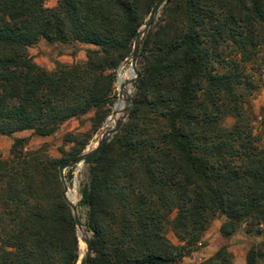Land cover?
Returning <instances> with one entry per match:
<instances>
[{
    "label": "trees",
    "instance_id": "16d2710c",
    "mask_svg": "<svg viewBox=\"0 0 264 264\" xmlns=\"http://www.w3.org/2000/svg\"><path fill=\"white\" fill-rule=\"evenodd\" d=\"M45 1L0 0V136L50 137L90 113L104 122L116 70L158 2ZM40 40L94 49L48 72L29 53ZM138 64L127 121L90 162L87 264H184L218 216L224 238L245 229L262 239L247 264H264V145L251 104L264 71V0H167ZM68 140L79 148L68 159L26 153L25 138L0 157V264L78 263L60 167L86 144ZM232 260L222 249L206 264Z\"/></svg>",
    "mask_w": 264,
    "mask_h": 264
},
{
    "label": "rangeland",
    "instance_id": "374dc122",
    "mask_svg": "<svg viewBox=\"0 0 264 264\" xmlns=\"http://www.w3.org/2000/svg\"><path fill=\"white\" fill-rule=\"evenodd\" d=\"M58 4V0L45 1L46 8H54L57 7ZM160 17L161 12L155 22H158ZM147 19L148 18H146V21ZM146 21L144 22V25ZM143 27L144 26L140 28L139 32L141 31V29H143ZM135 41L131 44L132 52L134 49ZM89 49H94V47L83 44H52L45 40H40L35 46L29 49V53L38 66L48 72H54L59 65L72 66L78 63L85 62L86 52ZM132 61L133 57L131 53L130 57L126 61H124L116 70V83L114 93L117 96V100L113 107H111V113L104 122L100 123L97 115L95 113H90L79 120L72 119L66 122L56 134L50 137H39L36 136L32 131L16 133L12 137L0 136V157L3 160H9L11 158V152L14 142L16 139L20 138L28 139V143L26 144L24 150L26 153L43 151L53 159H68L76 150H79V148L74 143L68 142V137L70 135L77 138L81 144H86L85 149L81 152L79 157L90 152L91 149L97 147L102 137H105V135L108 134L109 131L113 130L117 123L116 122L114 127L107 131L106 125L108 124V121L116 115L115 105L120 98L118 87V78L120 71L127 72L128 70H130L132 68ZM137 70L139 72V64H137ZM259 77L260 75L257 76V79H261L260 88L251 98V104L254 116H256L257 118L255 124L256 132L262 136L264 145V71L262 72V77ZM134 83L130 85L131 92L128 97L130 100L135 94ZM127 118L124 120L123 125L124 123H126ZM113 136L110 137L108 143L112 141ZM89 175L90 164L88 166H84L81 164L65 171L66 181L69 188L67 199L71 203H73L68 198L70 193L75 198L76 203L73 204L78 207L80 220L86 227L85 232L87 236L91 239V234L88 231L89 209L83 205V191L85 186L88 184ZM173 218L174 217H172V219ZM224 222L225 218L223 216H218L211 222L208 230L205 232L197 248L184 259V264H206L209 260L213 259L222 249H226L233 256L232 264H247V255L249 251L254 245L259 244L262 239L255 236H248L245 232V229L240 230L236 235L230 238H224L220 231L221 226ZM167 238L175 246L181 245V243L173 233L171 227L167 231ZM79 245V261L77 264H82V261L84 259L83 251H85V244L80 238Z\"/></svg>",
    "mask_w": 264,
    "mask_h": 264
},
{
    "label": "water",
    "instance_id": "95a60500",
    "mask_svg": "<svg viewBox=\"0 0 264 264\" xmlns=\"http://www.w3.org/2000/svg\"><path fill=\"white\" fill-rule=\"evenodd\" d=\"M167 0H158V2L155 4L151 14L149 15L143 29H141V31L139 32L137 39L135 41V45H134V49L132 52V57H133V61H132V69H133V74H132V78L130 81L127 82V85H131L132 83H134L138 78H139V72L137 70V64H138V59H139V55H140V50H141V46H142V42L145 38V36L148 34V32L150 31V29L153 27L155 21L157 20V17L159 16L161 10L163 9L164 5L166 4ZM128 107L125 109L124 111V115L122 117V119L120 121H118L114 127L113 130L109 131L107 134V137H105L104 139H102L99 142V145L93 149H91L90 152L81 155L80 157H78L76 160L63 164L60 167V179L61 182L64 186V197L67 200V202L70 204V207L73 211V215L75 218V222H76V227H77V232H78V237L83 241V243L85 244V253H84V259L82 261V264H87L88 258L90 256L91 253V239L90 237L87 236V234L84 236V234H82L83 236L81 237V231L83 229V223L80 220V216L78 213V207L71 203L68 199H67V193L69 192V188L67 185V181H66V176H65V171L67 169L79 166V165H84V166H88L90 164V162L92 161V159L94 157H96L108 144L110 137L115 135L122 127L124 120L127 118L129 112H130V106H131V100L128 98L126 101ZM115 115V113H114Z\"/></svg>",
    "mask_w": 264,
    "mask_h": 264
},
{
    "label": "bare ground",
    "instance_id": "6f19581e",
    "mask_svg": "<svg viewBox=\"0 0 264 264\" xmlns=\"http://www.w3.org/2000/svg\"><path fill=\"white\" fill-rule=\"evenodd\" d=\"M132 74H133L132 68L130 70H128L127 72L120 71L119 78H118L119 97L120 98H119V101L117 102V104L115 105L116 115L114 117H112L108 121V124L106 125L107 131H109L112 127H114L115 123L121 119L125 109L128 107L126 101L130 95L131 87H130V85H127V82L129 79L131 80ZM105 137H107V134L105 135ZM105 137H102V139H104ZM68 198L73 203H76V200L71 195V193L69 194ZM85 229H86V227L83 224V229L81 231V237L83 236L82 234H84V236L86 235ZM83 253H85V251H83Z\"/></svg>",
    "mask_w": 264,
    "mask_h": 264
}]
</instances>
